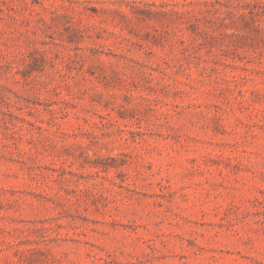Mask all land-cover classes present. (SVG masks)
Returning <instances> with one entry per match:
<instances>
[{"label": "rangeland", "instance_id": "obj_1", "mask_svg": "<svg viewBox=\"0 0 264 264\" xmlns=\"http://www.w3.org/2000/svg\"><path fill=\"white\" fill-rule=\"evenodd\" d=\"M0 264H264V0H0Z\"/></svg>", "mask_w": 264, "mask_h": 264}]
</instances>
